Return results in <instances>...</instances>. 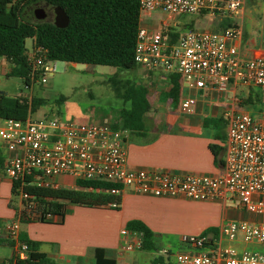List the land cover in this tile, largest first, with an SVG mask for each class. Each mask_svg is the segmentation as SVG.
I'll list each match as a JSON object with an SVG mask.
<instances>
[{"label": "built area", "instance_id": "built-area-1", "mask_svg": "<svg viewBox=\"0 0 264 264\" xmlns=\"http://www.w3.org/2000/svg\"><path fill=\"white\" fill-rule=\"evenodd\" d=\"M140 18L157 12L169 18L180 14H203L233 21L244 0H138ZM169 25L158 28L139 24L134 61L147 69L160 68L178 75L184 84L197 90H215L220 94L234 86L264 89V50L257 57L243 55L237 42L243 39L241 24H232L220 31L189 30L170 42ZM31 79L52 74L45 63L42 48L28 53ZM228 105L222 115L226 123L224 167L219 175L173 174L132 169L126 163L125 128L65 121L58 117L39 121L0 119V141L9 155L4 161V174L15 186L18 205L15 215L6 224V238L12 243V263L29 256L28 245L19 240L23 222L44 220L47 208L24 191L25 186L49 188L47 178L66 175L79 181H102L117 185L108 192L119 196L123 188L155 197H182L192 201L235 200L245 211L264 215V107L252 113L240 101ZM184 114L194 112V99L180 103ZM47 201V200H45ZM117 203H112L116 207ZM221 235L228 241L238 238L254 242L263 250L237 251L221 247L214 251L193 252L202 248L204 237H189L179 251L161 249L159 256L173 264H264V222H226ZM141 231L122 228L119 232L118 255L142 247Z\"/></svg>", "mask_w": 264, "mask_h": 264}, {"label": "crops", "instance_id": "crops-1", "mask_svg": "<svg viewBox=\"0 0 264 264\" xmlns=\"http://www.w3.org/2000/svg\"><path fill=\"white\" fill-rule=\"evenodd\" d=\"M239 14H243L242 9ZM151 15L142 16L140 24L148 27L144 19ZM237 45L241 53L249 58L257 57L264 50L255 47L256 44L244 36ZM13 72L14 65L0 58V95L28 98L14 81L18 77ZM133 73L136 79L129 85L146 89L149 110L142 118V128L127 129L124 144L127 166L179 175L211 176L223 173L226 123L222 113L228 105L238 101L236 93L239 87L232 86L228 92L220 94L215 90L190 88L178 77L180 93L177 103L173 104L168 92L174 74L160 68L141 66H136ZM24 86L31 89L32 84ZM186 98L194 99L192 114L180 111V103ZM124 105L123 109L130 108L129 102ZM104 125L115 130L122 127V122L119 117ZM212 147L217 148L216 153ZM8 155L4 143L0 141V264L13 256L5 229L18 205L13 185L4 174V161ZM46 181L52 189L91 191L79 189V180L71 176L59 175ZM117 197L116 207L111 204L87 207L61 201V214L21 223L18 238L26 244L31 243L50 264H96L97 249L101 250L103 260L113 261L114 264H153L154 261L156 264H173L171 259L159 256L158 251L169 249L174 240L186 249L185 242L189 237H204L206 243L202 248H189L196 253L221 247H233L240 252L246 250L248 244L239 238L226 240L221 235L222 225L226 222L253 225L264 222V215L245 211L237 202L234 207H229L227 202L155 197L133 192L129 188H123ZM131 221L140 222L151 231L153 248L144 250L141 247L118 255L119 232L122 228L128 229L127 224ZM252 245H256V250H263L257 244Z\"/></svg>", "mask_w": 264, "mask_h": 264}, {"label": "trees", "instance_id": "trees-1", "mask_svg": "<svg viewBox=\"0 0 264 264\" xmlns=\"http://www.w3.org/2000/svg\"><path fill=\"white\" fill-rule=\"evenodd\" d=\"M36 1H42L50 7H60L68 16L67 26L58 28L51 21L29 18L25 9ZM262 19L264 20V8ZM139 24L138 0H0V58L14 65V76L20 78L26 86L37 79L36 77L31 79L25 48L27 39L33 41L32 48L43 49L45 63L61 61L110 66L117 68L118 71H133L137 66L134 61V50ZM231 24L232 22L226 19L219 23V28L225 29ZM168 35L171 43L179 37L174 32ZM178 77L176 74L172 76V87L168 92L173 104L177 103L180 93ZM129 84L119 97L124 103L129 102L130 108L121 109L119 117L123 128L140 129L142 118L149 110L146 89L142 86L134 88ZM46 103L45 99L37 97L27 99L0 95V119L26 121L36 107ZM240 104L248 105L241 102ZM216 150L217 148L212 147L214 153ZM77 185L79 189H91V191H67L36 186H25L24 191L35 197L42 209L47 208L51 214H61V201L87 207L118 203L117 196L106 192L119 187L117 185L102 181H78ZM13 192L17 195L15 186ZM127 228L143 233L142 249L153 248L152 233L143 224L131 221L127 224ZM205 234L206 232L202 236ZM9 244L12 245L11 242ZM27 244L28 258L24 261L18 260L14 264H50L44 255L35 251L31 243L27 242ZM95 258L96 264H114L113 261L102 259L100 249L95 251ZM6 262L12 263L11 260ZM153 264H156V261Z\"/></svg>", "mask_w": 264, "mask_h": 264}, {"label": "rangeland", "instance_id": "rangeland-1", "mask_svg": "<svg viewBox=\"0 0 264 264\" xmlns=\"http://www.w3.org/2000/svg\"><path fill=\"white\" fill-rule=\"evenodd\" d=\"M263 8L264 0H244L241 8L243 14L232 18V22L241 24L244 38L250 39L256 44L255 47L261 49H264ZM36 9L46 14V18L42 21L53 22V7L47 6L42 1L32 2L25 9L26 15L36 20L34 17ZM144 20L150 28L157 27L161 21H165L169 25V30L180 36L189 30L220 31L219 23L226 18L210 17L206 13L180 14L169 18L165 13L157 12ZM32 44L31 39L25 40L28 53L32 50ZM48 66L50 69L54 68V72L45 76V82H41V77L32 81L31 89L26 88L19 78L14 79L20 85L21 91L28 95L27 99L37 97L47 101L45 105L36 107L29 115L31 121L53 117L80 123L107 124L115 121L119 118L121 109L125 107L119 95L124 92L128 83L136 79L133 71H118L117 68L110 66L61 61L50 62ZM252 91L254 93H251ZM236 99L243 104H250L245 107L252 113L257 112L264 107V89L239 87ZM235 203L236 201H228L227 206L234 207ZM247 244V251L256 250V245H252L256 243L248 242ZM181 248L175 240L169 247L173 252Z\"/></svg>", "mask_w": 264, "mask_h": 264}, {"label": "water", "instance_id": "water-1", "mask_svg": "<svg viewBox=\"0 0 264 264\" xmlns=\"http://www.w3.org/2000/svg\"><path fill=\"white\" fill-rule=\"evenodd\" d=\"M53 13H54V19L53 24L58 28H64L67 26L69 19L68 16L65 14V12L58 6L53 7ZM34 17L38 21H42L46 18V14L40 10L36 9L34 10Z\"/></svg>", "mask_w": 264, "mask_h": 264}]
</instances>
